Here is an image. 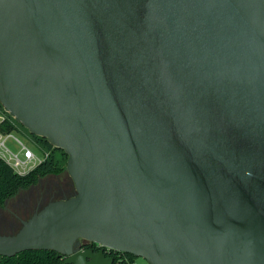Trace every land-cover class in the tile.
<instances>
[{
  "label": "water",
  "instance_id": "water-1",
  "mask_svg": "<svg viewBox=\"0 0 264 264\" xmlns=\"http://www.w3.org/2000/svg\"><path fill=\"white\" fill-rule=\"evenodd\" d=\"M0 102L75 186L0 262L264 264V0H0Z\"/></svg>",
  "mask_w": 264,
  "mask_h": 264
},
{
  "label": "trees",
  "instance_id": "trees-1",
  "mask_svg": "<svg viewBox=\"0 0 264 264\" xmlns=\"http://www.w3.org/2000/svg\"><path fill=\"white\" fill-rule=\"evenodd\" d=\"M0 107L3 105L0 102ZM16 121V119H15ZM17 123V121H16ZM4 132H12L17 127L10 122L0 126ZM36 136V135H35ZM39 141L52 151L50 158L39 164L27 174H18L4 159L0 158V207H3L7 200L15 197L20 191L29 189L37 184L40 179L50 175H58L66 168L68 154L56 147H53L45 138L37 136ZM59 152L60 156L56 153ZM59 157V158H58ZM121 253V252H118ZM118 253H112L115 258L114 264H120ZM122 258L135 261L137 257L132 254L121 253ZM123 264H127V260ZM0 264H66L65 257L55 250H26L14 256H2ZM149 264V263H145Z\"/></svg>",
  "mask_w": 264,
  "mask_h": 264
},
{
  "label": "rangeland",
  "instance_id": "rangeland-1",
  "mask_svg": "<svg viewBox=\"0 0 264 264\" xmlns=\"http://www.w3.org/2000/svg\"><path fill=\"white\" fill-rule=\"evenodd\" d=\"M17 129H15L12 134L16 137H18L22 142H24L26 145H28L30 148H32L34 151L38 152L41 150L40 144L43 145L37 136L31 134L29 130L20 122L17 121ZM7 144L14 150L18 151L21 148V145L18 144L14 138H10L7 142ZM44 146V145H43ZM57 156H60V153H56ZM59 158V157H58ZM68 161V160H67ZM67 182L71 185V188L69 186L65 187V184ZM56 184L61 185L62 187H65L64 190H58L56 193L55 191H50V193H54L56 197L64 196H72L75 193V186L73 184V181L67 171V164L65 170L62 171V173L58 175H50L45 178L41 179V182L38 186H36L32 191L29 190H22L19 192L17 196L10 199L8 208L4 212L0 211V217L3 218H15L16 215L19 216L23 220H27L34 214V208L36 204L39 201V195H43L46 190L50 189V186L55 187ZM48 203V200L46 201ZM45 202V204H46ZM26 204V205H25ZM25 205V206H24ZM3 227V225H1ZM22 226V223L19 224L17 230L20 229ZM1 234V233H0ZM139 263H147L144 258H138Z\"/></svg>",
  "mask_w": 264,
  "mask_h": 264
},
{
  "label": "built area",
  "instance_id": "built-area-1",
  "mask_svg": "<svg viewBox=\"0 0 264 264\" xmlns=\"http://www.w3.org/2000/svg\"><path fill=\"white\" fill-rule=\"evenodd\" d=\"M6 122H10L15 126L17 125L15 118L4 107H0V126ZM12 132H4L0 128V158L4 159L18 174H27L39 164L50 158L52 153L50 149L40 144L41 150L36 152L24 142H22L18 137L14 136ZM10 138H14V140L21 145V148L18 151H14L7 144ZM99 246L105 247L107 254L111 255L112 257H114L112 253L120 252L102 244H99ZM121 253H118L119 262L120 264H123L126 258H122L121 255L123 254ZM126 260L127 264H145L139 263L138 258L135 261H129L128 259Z\"/></svg>",
  "mask_w": 264,
  "mask_h": 264
},
{
  "label": "flooded vegetation",
  "instance_id": "flooded-vegetation-1",
  "mask_svg": "<svg viewBox=\"0 0 264 264\" xmlns=\"http://www.w3.org/2000/svg\"><path fill=\"white\" fill-rule=\"evenodd\" d=\"M40 182H41V179H40V181L37 184H35V185L31 186L29 189H25V190L32 191L36 186L39 185ZM66 186H69L71 188V185L68 182H67V184H65V187ZM65 187H62L61 185L56 184L55 187L50 186V189L46 190V192L43 195L40 194L39 195V201H38V203L36 204V206L34 208V213L36 211L40 210L43 206H45L47 204V202H46L47 200H48V202H50L52 200L59 199V197H56V195L54 193L51 194L50 191L54 190L55 193H56L58 190H64ZM64 197H67V196H64ZM64 197H61V198H64ZM9 201H10V199L6 201V203H5V205L3 207H0V211L1 212H4L6 210V208H8ZM45 202H46V204H45ZM22 221H23V219H21L17 215L13 219H11L9 217L8 218H3L1 216L0 217V233L1 234H13V233H16L18 231L17 228H18L19 224L22 223ZM1 225H3V227ZM76 247L79 248V249H92L94 252H98L100 250H103L106 253L107 256H111V255L107 254V250H106L105 247L99 246V244L96 243V242H90V241H86L84 239H79L77 241Z\"/></svg>",
  "mask_w": 264,
  "mask_h": 264
}]
</instances>
